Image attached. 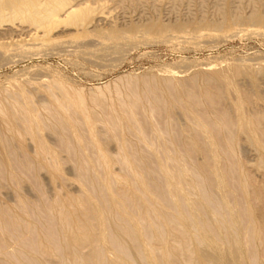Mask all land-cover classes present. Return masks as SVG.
Listing matches in <instances>:
<instances>
[{
	"label": "bare ground",
	"instance_id": "1",
	"mask_svg": "<svg viewBox=\"0 0 264 264\" xmlns=\"http://www.w3.org/2000/svg\"><path fill=\"white\" fill-rule=\"evenodd\" d=\"M171 4L178 14L184 4L188 9L189 24L177 16L181 26L190 28L191 22V27H206L216 35L237 26L264 28V0H172ZM94 11L96 7L82 0H0L2 37L15 35L18 27L19 37L28 36L10 45L0 40V62L9 64L12 45L17 46L19 57H35L49 45L60 49L72 43L78 50L86 41L81 40V45L71 38L67 43L68 39L50 35L60 24L69 23L88 36L94 29L85 26ZM161 21L148 18L143 33L163 43L160 39L169 34ZM5 24L8 27L2 28ZM172 26L168 29L179 27ZM245 29L229 36L261 32ZM101 32L99 38L108 40L118 53L135 44L128 31ZM200 34L196 33L199 41L204 33ZM105 40L97 42L103 46ZM245 60L211 72L206 71L215 63L207 62L206 71H195L197 83V76L190 75L195 78L193 85L180 81L183 76L171 66L173 72H158L161 78L155 73L151 77L154 71L147 78L144 74L142 84L150 89L145 94L153 97L138 99L148 102L151 106L143 104L149 110L134 98L135 85L133 90L129 86L126 100L117 97L119 109L112 107L113 102L101 104L106 99L100 91L103 86L92 87L93 94L87 96L95 103L91 106L82 89L68 86L60 74L49 81L50 77L35 78L42 65L24 70L29 76L23 83L14 79L12 86L6 84L0 90V188L10 185L15 202L0 204V264H264V177L259 183L251 182L237 155L239 141L246 140L264 157V119L261 111L251 109L255 100L263 102L258 79L264 81V61H257L254 68ZM240 80L251 87L250 92ZM33 81L38 83L35 88L26 86ZM35 93L46 97L36 99ZM97 101L103 114L96 111ZM96 121L102 129L95 127ZM45 130L56 135L54 142ZM71 181L76 187H68ZM29 183L36 195L30 185L26 187Z\"/></svg>",
	"mask_w": 264,
	"mask_h": 264
},
{
	"label": "rangeland",
	"instance_id": "2",
	"mask_svg": "<svg viewBox=\"0 0 264 264\" xmlns=\"http://www.w3.org/2000/svg\"><path fill=\"white\" fill-rule=\"evenodd\" d=\"M82 1L85 2V4H89L92 7H96V12L94 11L93 12L94 15L92 16V17H94L93 18L94 21L91 20V18H89L90 23L87 26H85L87 30L89 29L88 31H92L91 29H94L93 32H90L88 34V36H86L87 34L86 35L82 34V32H83L81 30L82 28H80L79 26L74 27V25L72 26L69 23H62V24H60V26H58L56 29L53 30L54 32L51 33L50 36L55 37V38L57 37V38H59L58 40L64 39L63 41H66L68 39L66 41L67 43L71 41V38H73L74 40H76V42L78 44L81 43V45H83V44L84 45L81 46L80 48H78V50H77V48H75L73 46L75 44H72V43H68L67 45H69V46H67V45L63 46L64 44H62V46L59 47L60 49H58V47L52 48L49 45V47H43V48L41 47V49H39V51L37 52V53H39V54L41 53V54L40 55L35 54V57H34V55H32L31 57H23V56L19 57V56H21L20 54H18L19 56L16 55L18 53V51L15 49V47H17V46H15V45H14L15 47L13 45L8 46V48L11 49V50L9 49V53H8V56H11V57H9L10 58V61H8L9 64H6V62L4 60L0 62V73H1V75H0V83H1L0 84V90L2 88L3 89L7 88L6 84H9V86H12L14 84V82H16V81L21 82V80H22L24 82L27 79V76H29L26 73H27V70H29L28 68L30 66L32 67V68L30 67V69L33 70L35 66L38 68L39 66L42 65L41 67H44V69L46 67L45 71L41 70V69H43L41 67L39 68L40 70L37 69L39 71L38 75H40V76H35V78L39 77L42 81H44V80L46 81L50 77L47 80V81H49V80H52L53 77H55L54 74H56V76L57 75L59 76V74H60V78L65 80L66 84H68V86L76 85L79 88H81L83 94L86 95L85 97H87V96L91 97V95L93 94V93H91L92 87L94 88L97 85L100 87L103 86L102 88H104V89L101 88L102 90H100V91H103L104 92L103 94H106V95H104L105 97H103V99L104 98H106V99H104L103 101L101 100L102 101L101 104L102 105H104V104L108 105L107 103L109 101V105H110L111 102H113L112 104H115L116 106H112V104L110 106H112L115 109H119V104H120L119 102L121 101V99L124 98L123 100H126L125 99L126 96L127 95H128L127 97L130 96L129 92L131 90H129V88H130L129 86H131V89H132L133 85H135V87H136V89L133 88L136 90V91L134 90L133 92H135V93L137 92L135 94L134 98H137V99L140 98L141 100L145 101L146 99L153 97V96H151L152 95L151 93H148L150 95L145 94L146 89L148 90V92H150V89L148 86H146L147 88L145 89L144 86L146 84L143 85L142 83H144L143 82L144 80L141 81V79L145 78V76H146V78L148 76L150 77L151 72H153V71L154 72H153L151 77H154V76L156 77V75H157V78H161V77H163V76H161L162 74L163 75L168 74L169 72H173L174 69H176V71L179 72L180 78L183 76L182 77L183 79L181 78L180 81L184 80V82L188 81V84H192L194 82L193 80L195 78L192 80L190 75L192 74V75H194L193 77H196L197 76L195 74L196 70H197L196 72H198L200 70L206 71L210 67V65L208 63H211V62H212V64L215 63L211 66L214 68L212 69L210 67L206 72L218 70V68L215 69V67H217V66H220L221 67V68L219 67L220 69H225L224 66H227V65L229 66V65H231V63L235 64L236 61L238 62L239 59L240 60L246 59L247 62H246V60L243 62L247 63V64L250 63L249 65L252 64L254 68L258 66V62L260 60L264 61V58H263L264 57V33L262 34V30H264L263 27H259V26H255V25H254L255 27L249 26V25H246V26L244 25L245 27L244 26H237L233 29H230V31L229 30L225 31L224 32L225 34L221 33V31H218L217 35H216L214 33V31H211L206 27H197V25H196V27L194 26V28L191 27L192 26L191 22H190V28H189V26H188L189 22H186L189 20L188 19L189 18L188 17V15H189L188 9H186L187 7H185V4L183 6H181V8L179 7V9H180L179 11L181 12V14H180V12L178 14L177 10L172 9V6H171L172 0H160V1L159 0L158 1L157 0H141V1L134 0L132 2H126V1H120V0H82ZM155 3L156 4L159 3V4L156 5ZM131 4H133V5H131ZM153 4L157 6V9L153 8ZM149 8L152 11L153 10L159 11V12L156 11V13L158 15L156 13H154V11L151 12V10ZM134 10H135V12H134ZM174 11H176L175 12L176 14L174 13ZM148 12H149V14H147ZM186 13H188V14H186ZM158 16H160V17H158ZM177 16L181 17V18L179 17V20L182 21V23L185 22V24L186 23H188V24L186 26L184 24L182 26L179 25L180 21L178 20ZM148 18H149V20L151 18H160V20H162L161 22H162L163 26H165L164 27L165 30L167 29L166 30L167 32H165V34L166 35L169 34L168 36H166V39H168L169 41L166 39H164V40L160 39V41H163V43L159 42V41L155 42L156 39H158V38H156L154 36V39H153L154 41H153L152 40L153 36H152L151 37L152 42H151V40L145 36V34L143 32H145L148 29V27H147V28H145V31H144V26L145 27L147 26V25H145V23L146 22L148 23ZM130 20L132 21V23ZM133 20H134V22H133ZM145 20H147V21H145ZM139 22H141L142 24ZM18 23L19 22H16L17 25H18ZM135 23L137 26L135 25ZM143 23H144V26H143ZM182 23L180 22V24H182ZM167 24H168V26L169 25L170 26H172V25L176 26V24H178V26H179V27H177L178 31L175 29L176 27L174 28L176 31L174 29L169 30L168 29L169 27L167 26ZM80 26H82V25H80ZM131 26H134L135 28H133ZM173 26L171 28H173ZM6 27H8V26H6V24L2 26V28H6ZM114 27H116V28H114ZM184 27H186V28L183 29ZM187 27H188V29H187ZM246 27H247V29H245V30L256 29V30H259L261 32H256L257 34L256 33H252V34L249 33L248 34L245 31H241L240 32L241 34L238 33V34H240L239 35L240 37L237 36L238 34L235 36H231V37L229 36V35H232L231 32L234 33L236 30L238 31L242 28L244 30V28H246ZM19 28L20 27H18L16 30L18 34L20 33ZM127 28L130 30L135 29L134 30L135 32L133 30L132 31L127 30ZM110 29H116L119 32L121 31V32H125L127 34L130 33L129 35H131V33H132V35H134V36L133 37L130 36V38L132 37L131 39H133V38H134V40L136 39L135 44L137 43L138 47H137V45L134 44V42H132L133 45L129 43L130 45H128V46H124V47L122 46L123 47V50H121L122 52L118 53L119 51L116 52L115 50H113L110 46L111 44L109 45V41L105 40V39L104 40L107 41L108 43L104 42V43H106V45L103 43V46H102L101 43L104 40L101 38L103 40L102 41L99 38L100 35L98 33L100 32V30L102 32H107ZM78 30L81 32H79ZM83 30H84V28H83ZM98 30H99V32H98ZM185 30L187 31V34H186ZM199 31H201V32H199ZM205 32H209V33H205ZM210 32L213 33L214 35H211ZM243 32H244V34L242 35ZM17 33H15L16 37L13 34V36H11L12 38L8 37L11 34L7 35V38H5L6 36L4 37V35L2 37V35L0 34V38H1L0 40L4 43L9 42L6 44L10 45L11 41L14 39H16L17 41L20 39L22 40L23 37L25 39H28V36L25 37L26 34H24V35L20 34V37H21L20 38ZM91 33H94L95 35L94 34L91 35ZM176 33L179 35V38H178V35L176 37ZM190 33H192V34H190ZM196 33H199V35H201L200 33H202V34L204 33L201 41H199V39H201L200 38L201 36L199 37V35H196ZM219 33H220V35H218ZM71 34H72V36H71ZM74 34H76L75 35L76 37L73 36ZM171 34H172V36H175V37H172ZM205 34L208 36V38ZM221 34H223V36H221ZM90 35H91V37H90ZM137 35H138V37H137ZM143 35H144V38L146 37L145 39L141 38V37H143ZM159 35H157V36H159ZM195 35L197 36V38L198 37L199 38L193 39L194 38L193 36H195ZM209 35H210V37H209ZM226 35H228V36H226ZM244 35H246V36H244ZM169 36L171 37L172 40L169 38ZM184 36L187 38V40H185V43H184V39H186V38H184ZM139 38H141V40H139ZM173 38H175V40H173ZM181 38H183V39H181ZM146 39L148 41H150L151 43L148 42ZM178 39L181 41H179ZM81 40H82V42L88 41L87 44L88 45L90 44L89 49H88V45L85 44L86 42L82 44V42H80ZM89 40L91 41V43ZM93 40H94V42H93ZM99 40L102 42H97ZM196 41H199V42H196ZM123 43H125V41ZM14 44H15V40H14ZM96 44L98 47L96 46ZM123 45H127V43H125ZM62 48L64 50H61ZM42 49H43V51H42ZM87 49L90 51H92V50L93 51L92 52L89 51L90 52L89 53L87 51ZM76 50H77V52L82 50V53L81 52L76 53ZM14 55H16V56H14ZM97 55L100 57H98ZM14 57H15V59H14ZM193 60H195V61H193ZM248 60H249V62H248ZM3 62H5V64ZM183 62H185V63L187 62L186 63L187 65L183 64ZM195 62L197 63V65L195 64ZM198 62H199V64H201V66L198 64ZM201 62L204 63V68H203V63H201ZM36 63L38 66L36 65ZM193 63L195 64V66ZM239 63H240V61H239ZM255 63H257V65ZM180 64H182V65L180 66ZM190 64H191V67H190ZM205 64H206V66H205ZM217 64H219V65H217ZM241 64H242V62H241ZM198 65L200 66V68L197 69V67H199ZM222 65H224V66H222ZM168 66H169V68H168ZM170 66L173 67L174 69L171 68ZM188 66H189V69H187ZM165 67L168 68V70L171 69L172 71L171 70L166 71ZM177 68L180 71H182V73ZM19 69H21L22 71ZM210 69H212V70H210ZM24 70H26V73L23 74V72H25ZM161 70H163L164 73ZM189 70H190V72H187ZM42 71H44V72H42ZM149 71H150V73L146 74V72H149ZM159 71H161L162 74H159L158 73ZM165 72H167V73H165ZM186 72L189 75V78L187 77ZM13 73H15V74H13ZM154 73L156 75H154ZM144 74H145V76L143 77ZM25 75H27V76H25ZM7 76H8V79H7ZM51 77H52V79H51ZM197 77L195 79L196 82H194V83H197V81H199V77L198 78ZM5 79H6V82H5ZM260 79L263 80V78H260ZM260 79H258V82H259L258 88L261 89V94H263L262 96L264 97V92L262 93V91H264V83H263L264 81H262V80L259 81ZM9 80H12L13 82L9 81ZM65 81H63V82H65ZM18 82H17V84H20ZM23 82H21V83H23ZM34 82H36V84ZM39 82H40V80H39ZM10 83H13V84L10 85ZM32 83H33V85H31ZM129 83H131V85H128ZM17 84H15V85H17ZM26 84H27L26 86L33 89V88H35L33 86L34 85L37 86L38 83H37V81H33V82H31V84L29 83V85H28V83H26ZM185 84H187V83H185ZM241 84H242L241 87L242 88L244 87L243 89L246 90V87L248 86V84L245 81L240 80V85ZM243 84L246 85V87ZM104 85H105V87H104ZM141 85H143V86H141ZM106 87H107V89H106ZM249 88H251V87L248 86L247 91L250 92L251 89L248 90ZM117 91L121 92V93L118 94ZM115 92H117V94ZM138 94L140 95V97ZM250 94H252V93H250ZM44 96L46 97V95H44L42 93L41 94L35 93L34 98H36V99L41 98L42 99ZM146 96H148V97L144 98ZM149 96H151V97H149ZM250 96H253V94ZM37 97H39V98H37ZM88 97H87V99L90 102L87 100V103L89 102L88 104L95 105V103H92ZM117 97L121 98L120 101H119V99H117ZM253 97H251V98H253ZM263 97L259 98V100H261L263 102L261 103V102H257V100H255V103H254L255 105L251 106V109L257 113H258V111L259 112L261 111L260 114L262 115V117L264 119V98ZM110 99H111V101H110ZM140 99H138V102ZM117 100H118V102H117ZM141 100H140L141 106L143 105L146 108L148 105H150V104H148V102L143 101L144 104H148L147 106L144 105L143 102H141ZM99 102L98 101L96 102V104H97L96 111H98V112L101 111L100 104H98ZM105 102H107V103H105ZM117 103H119V104H117ZM140 103H139V105H140ZM117 105H118V107H117ZM150 106H148L146 109L149 110ZM256 110H258V111H256ZM101 113L103 114L102 111H101ZM97 114H96V116L98 117L100 113H97ZM102 116L103 115H101V118H103ZM105 117H106V115H104V119H105ZM98 118L101 119L100 117H98ZM95 127H97L98 129L103 128L102 123H100L99 121H96ZM44 134H47L49 141L52 140V142H54L53 140L56 138V135H55V137L53 136L54 133L49 132L48 130H45ZM51 144H53V143H51ZM240 144H241V146H237V148H238L237 149L238 150L237 155H238L240 161L243 162V167H244V170H245L247 176L249 177L250 181L253 183H255V181H256V183H259V181L261 182L263 177H264V157L263 156L261 157L259 155L261 152L258 149L256 150V148L254 146L249 145V143L246 140L239 141L238 145H240ZM110 146H112V143L108 147H110ZM62 155H64V157H65V153H62ZM70 164H71V162L67 161L66 164H64V165L66 167H68ZM116 166H114V167L116 168ZM69 183H70L68 186L69 188L76 187L75 182H74V184L72 183V181ZM26 185H27L26 187H28L30 185L29 187H30V191L32 192V195H36L35 190L33 188L31 189V184L29 183ZM71 186H73V187H71ZM46 188H47V190H49L50 189L49 185L48 186L45 185V189ZM22 192L24 194V189ZM5 202H7L8 204H11V205H14V202H15L14 192H13L11 186L7 185V184H4L0 188V204L4 205ZM259 207H261V205ZM258 211L261 214H263L262 210L258 209Z\"/></svg>",
	"mask_w": 264,
	"mask_h": 264
}]
</instances>
